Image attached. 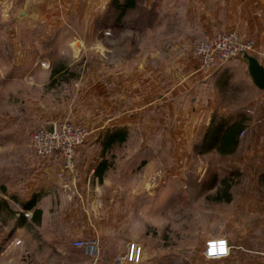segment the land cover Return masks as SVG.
Instances as JSON below:
<instances>
[{
  "label": "rangeland",
  "instance_id": "rangeland-1",
  "mask_svg": "<svg viewBox=\"0 0 264 264\" xmlns=\"http://www.w3.org/2000/svg\"><path fill=\"white\" fill-rule=\"evenodd\" d=\"M33 2L40 4L36 6L41 10V0H0V168L7 175L15 171L27 175L26 168L33 167L27 164L36 163L39 156L29 147V138L37 129L52 124L83 126L89 132L84 144L95 137L106 140L111 130L116 129L110 127L109 117L118 116L124 109L121 93H112L122 91L127 84L124 79L136 82L143 68L149 77L160 68L170 67V59L175 57L195 59L198 65L195 46L218 34H236L255 44L256 30L251 27L255 17L251 15L250 0L210 2L212 6L207 10L210 15L203 21L205 27L195 25L191 32L169 27L161 32L138 30L155 21L153 14L146 15L142 7L120 19L118 12L103 8L93 18L61 16L56 3H51L53 7L47 15L32 16ZM218 3V9L212 8ZM237 24H241V31L231 27ZM92 25L97 31H91ZM178 40L185 41L183 44L187 46L171 49ZM204 71L210 74V79L200 95L211 100L214 109L209 113V123L214 115L229 121L241 117L249 121L255 96L248 89L251 85L241 56L219 61ZM112 100L115 106L111 113L106 105ZM222 106L225 112L220 111ZM197 115L203 121L208 114ZM148 116L142 115L139 125L125 130L126 141L141 138L143 144L131 141L125 146L128 151L124 155L113 154L107 159L111 169L136 173L130 178H116L126 182L129 195L123 197L124 202H120L123 194L120 192L117 202L109 203L111 194L106 192L98 208L93 209L88 207V200L76 194L82 199L81 213L79 217L73 216L75 225L62 226L69 232L81 230L75 240H96L99 255L90 256L72 246L75 240L70 245L57 244L58 248L63 245L60 248L63 252L32 242L27 264L122 263L131 244L139 248L136 264H218L203 256L208 240L203 237L219 229L227 233L235 229L233 224H224L223 217L234 216L246 199L243 188L248 182L239 171L248 169L250 161L247 159L242 166L237 162L252 146L243 141L230 158L214 151L202 153L199 146L209 125L204 131H195L192 144H181L174 138L185 133L183 129L160 127L159 123L145 121ZM79 159L74 155L72 173L67 174L64 182L58 176L62 162L56 161L59 169L56 180L63 191L71 190L68 188L73 185L71 178L77 165L86 172L98 168L102 162L95 151H87ZM259 179L264 182V174ZM223 180L230 184L227 203L225 192L220 189ZM218 190L220 202L215 200ZM138 196L142 197L139 201ZM251 196L264 201V190ZM7 210L5 217L9 219V213L15 209ZM65 212L62 209L61 214L70 215V211ZM258 221L252 227L262 241L253 242L250 247L264 249V226Z\"/></svg>",
  "mask_w": 264,
  "mask_h": 264
},
{
  "label": "crops",
  "instance_id": "crops-1",
  "mask_svg": "<svg viewBox=\"0 0 264 264\" xmlns=\"http://www.w3.org/2000/svg\"><path fill=\"white\" fill-rule=\"evenodd\" d=\"M111 1L113 0H41V4H43L41 10L37 7H40V4L37 5L36 2H33L30 7L35 10L31 14L32 16L47 15L48 10L53 7L51 3H56L55 8L61 10V13L59 12L61 16L96 18L103 8L106 11H115L111 6ZM117 1L125 2L127 0ZM128 1H132L134 7L126 9L125 13L142 7L146 10V15L153 14L155 17L152 25H144V27L138 29L142 32H156L158 30L161 32L163 28L167 27L173 28L174 31L191 32L192 27L194 28L195 25L201 27L205 25L203 21L204 17L210 15L207 11L212 6L210 2L236 0ZM250 3L251 15L255 17L251 27L252 25L255 26L256 30L254 51L251 53L264 67V0H250ZM219 7L218 3L217 5L213 4L212 8L218 9ZM20 13L22 15V12ZM216 17H213V19ZM191 19L193 20L191 21ZM240 25L237 24L231 27L241 31ZM91 29L92 32L97 31L95 25H92ZM110 29H107V31L111 32ZM213 31L215 30H210V32ZM184 42L183 40L173 42L170 48L186 47L187 44H183ZM182 59L183 57L171 58L170 67L165 70L160 68L149 77H146V68H143V72L139 70L140 73L136 78L137 83L131 79H128V81L124 79L127 84L122 91L112 93L113 95L114 93L115 95L121 93L120 99L123 98L124 109L121 110L118 116L113 117L114 115H111L112 117H109L110 127H120L125 130L133 129L140 124L139 121L142 119V115L148 114L149 116L145 118V121L151 120L157 124L159 123L160 127L163 128L183 129L185 133L175 137V141H180L181 144H192L193 137L197 134H195V131L199 133V130L204 131L208 127L209 113L214 110L212 101L207 100L208 98L204 99L200 95L209 85L210 74L199 69L195 59ZM250 85L248 89L255 96V100L251 102L253 104L251 115L253 116L246 123L244 138L239 135V145L236 149L237 152L243 141L252 146V149L247 151L237 162L242 166L247 162V159L250 161L248 169L244 170L243 168L239 171V175L244 178L245 182H248V186L243 188V192L247 193L246 199L241 201L239 212L235 213L234 216L223 217L224 224L228 223V225L233 224L235 226L233 231L227 233L225 230L219 229L217 233H208L203 237V240L211 237L227 240L230 250L226 257L219 259L205 258L209 262H217L218 264H264V249L250 247L253 242L262 241L252 225L260 220L258 222L264 226V201L251 196V193L254 194L264 190V182L259 179L264 174V104L261 103L264 101V92L257 90L251 83ZM114 106V100L106 105L107 110L111 113L114 112ZM224 108L222 106L220 111L225 112ZM226 109L229 111L227 107ZM202 112L208 114L203 121L197 115ZM199 120L202 122L200 123ZM232 121H236V119L233 118ZM178 134L180 133L178 132ZM131 141L143 144L141 138L137 140L129 138L126 141L125 137L122 141H119L117 138L105 140L104 138L95 137L78 148L75 152L78 161L87 151H95L101 157L104 168L99 166L96 169L92 168L84 172L77 165V169H75L76 171H74L71 178L73 185L68 188V190L71 189L70 191H63L56 180V174L59 171L56 168V161H60L57 154L36 157V163L27 164V167L30 164L33 165L32 168H26L27 175L19 174L17 171L7 175L5 169L0 168V264H27L29 262L28 258H31L32 255V242H41L43 247L48 248V245L55 247L56 251L63 252L60 249L63 245H60L59 248L56 246L64 242L70 245L71 241L77 239L82 233L81 230L69 232L68 229L62 228L63 225L67 226V224L75 225L73 216L77 214L79 217L81 213L82 199L79 195L74 196L76 194H81L83 199L88 200V207L93 209L98 208L106 192L111 194L109 203L117 202L118 196L122 192L120 202L123 203V197L129 195L124 185L126 182L119 179L118 181L116 178H130L136 176V173L126 169H111L112 164L110 165L107 159L112 157L113 154L121 153L124 155L128 151L125 146L130 145ZM29 173L33 175V178ZM87 176L89 177L88 180L85 179ZM52 183L53 186L50 187ZM222 188L224 187L220 185V189ZM86 195H89V197ZM136 199L139 201L142 197L138 196ZM217 201L220 202L222 199ZM227 202L224 201V203ZM7 209H15V211L9 213V219L5 217ZM16 209L19 211L17 212ZM62 209L64 212L70 211V215L61 214ZM36 211L39 212L38 220H33ZM80 220L78 218L79 224L81 223ZM17 240L20 241L19 245L9 246L11 242ZM55 253L59 254L58 252Z\"/></svg>",
  "mask_w": 264,
  "mask_h": 264
},
{
  "label": "built area",
  "instance_id": "built-area-1",
  "mask_svg": "<svg viewBox=\"0 0 264 264\" xmlns=\"http://www.w3.org/2000/svg\"><path fill=\"white\" fill-rule=\"evenodd\" d=\"M253 51L254 43L250 40H243L236 34H218L210 41L199 42L194 48V55L199 69L206 70L213 68L219 61ZM51 128V131H48L47 127L35 130L30 135L29 147L37 156L57 154L62 162L58 176L64 182L67 174L72 173L75 151L84 144L89 132L83 126L69 124H52ZM243 134L244 131L240 133V137ZM19 244L20 241L17 240L11 242L9 246L15 247ZM72 246L80 248L87 255L95 257L99 255L98 244L94 239L75 240ZM229 250L230 246L226 239L210 238L204 244L203 256L206 259H219L226 257ZM139 253V248L131 244L121 259L122 263L116 264H136Z\"/></svg>",
  "mask_w": 264,
  "mask_h": 264
},
{
  "label": "trees",
  "instance_id": "trees-1",
  "mask_svg": "<svg viewBox=\"0 0 264 264\" xmlns=\"http://www.w3.org/2000/svg\"><path fill=\"white\" fill-rule=\"evenodd\" d=\"M111 6L114 8L116 12H118V18H122L125 14L126 9L133 8L134 3L132 1L120 2L117 0L111 1ZM57 73V72H56ZM247 120L245 118H238L236 121H229L225 118H218L215 115L211 118L209 127L202 138L200 144V150L202 153L214 151L218 155L223 157L232 156L239 145V135L242 131H244L246 127ZM125 129L116 128L111 130L109 136H106V139L117 138L119 141H122L126 137ZM104 163L102 162L100 168H104ZM225 194L224 200H229V195L226 194V191L230 187L228 184V180H223L221 182ZM221 200L222 196L219 191H217V195L215 200ZM38 213L34 212L33 220H38Z\"/></svg>",
  "mask_w": 264,
  "mask_h": 264
},
{
  "label": "water",
  "instance_id": "water-1",
  "mask_svg": "<svg viewBox=\"0 0 264 264\" xmlns=\"http://www.w3.org/2000/svg\"><path fill=\"white\" fill-rule=\"evenodd\" d=\"M241 60L245 63L246 73L250 83L257 90L264 92V67L254 56L248 53H243ZM47 130H52L51 125L47 126Z\"/></svg>",
  "mask_w": 264,
  "mask_h": 264
},
{
  "label": "snow or ice",
  "instance_id": "snow-or-ice-1",
  "mask_svg": "<svg viewBox=\"0 0 264 264\" xmlns=\"http://www.w3.org/2000/svg\"><path fill=\"white\" fill-rule=\"evenodd\" d=\"M222 243V242H221Z\"/></svg>",
  "mask_w": 264,
  "mask_h": 264
}]
</instances>
